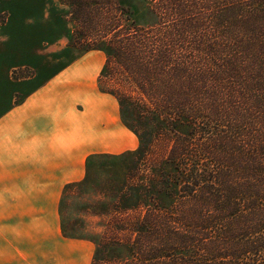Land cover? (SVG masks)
Listing matches in <instances>:
<instances>
[{"label":"trees","instance_id":"16d2710c","mask_svg":"<svg viewBox=\"0 0 264 264\" xmlns=\"http://www.w3.org/2000/svg\"><path fill=\"white\" fill-rule=\"evenodd\" d=\"M143 1L145 24L121 0L68 2L104 33L81 49L106 55L129 155L166 147L141 190L152 206L92 264H264V0ZM111 63L124 91L102 86Z\"/></svg>","mask_w":264,"mask_h":264},{"label":"crops","instance_id":"0c3cea01","mask_svg":"<svg viewBox=\"0 0 264 264\" xmlns=\"http://www.w3.org/2000/svg\"><path fill=\"white\" fill-rule=\"evenodd\" d=\"M89 53L105 56L97 70L80 61L31 91L19 85L24 98L0 116V264L93 263L94 243L64 235V195L94 158L133 152L139 140L100 85L106 55ZM9 58L6 44L0 60Z\"/></svg>","mask_w":264,"mask_h":264},{"label":"rangeland","instance_id":"374dc122","mask_svg":"<svg viewBox=\"0 0 264 264\" xmlns=\"http://www.w3.org/2000/svg\"><path fill=\"white\" fill-rule=\"evenodd\" d=\"M121 1L132 9L137 22L146 23L143 0ZM68 2L71 0H0V49L11 44L13 57L0 60V116L24 98L15 94L19 85L20 90L26 85L27 91H31L76 62L83 61L93 70L103 64L105 56L83 53L81 49L84 41L88 43L102 30L88 32L92 23L89 19L77 24ZM103 35H98V40ZM123 84L120 68L115 63L109 64L108 72L103 74V88L117 93L124 91ZM153 147L151 151L145 150V154L127 152L91 161L89 178L64 195L63 223L69 236L89 240L95 249L106 238H125V233L120 232L127 229L124 221L127 218L136 221L147 203L152 206L149 197L147 203L142 200L141 190L149 184L153 168L166 150L164 143L156 142ZM127 209L130 212H124Z\"/></svg>","mask_w":264,"mask_h":264}]
</instances>
